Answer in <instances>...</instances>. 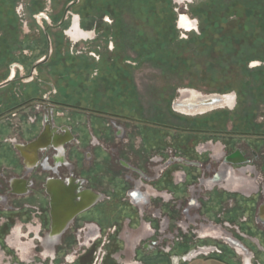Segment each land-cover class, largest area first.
<instances>
[{
  "label": "flooded vegetation",
  "instance_id": "obj_1",
  "mask_svg": "<svg viewBox=\"0 0 264 264\" xmlns=\"http://www.w3.org/2000/svg\"><path fill=\"white\" fill-rule=\"evenodd\" d=\"M80 2L66 0L56 13L40 10L34 14L36 20L37 16L45 19L46 40L52 41V28H61L67 13L74 10V24L59 34L75 39L90 35L80 27L82 15L76 9ZM104 16L110 17L115 25L111 15ZM180 25L191 29L194 22L182 15ZM112 60L111 63L117 62ZM15 76L16 72L10 70L5 82L11 80L6 84ZM176 99L173 109L182 115H160L163 120L155 119L156 114H145L141 108L128 111L113 101L83 104L64 97L46 99L39 95L22 101H5L7 106H0V120L5 119L4 124L13 130L0 136V159H8L9 164L7 167L0 164V204L9 205L4 223L11 228L19 216L29 220L34 209L39 220L32 232L38 245L46 247V254H53L52 247L59 253L64 247L73 249L77 245L89 258L98 242L103 240L104 247L111 243L110 232L115 234L119 230V219L125 214L136 216L140 223L153 217L152 227L163 228L164 232L169 218H175L172 214H184V203L189 200L185 192H191V186L219 185L222 189H215L216 196L211 195L206 202L213 208L220 206L216 212L218 221L233 232L229 234L218 225H203L200 234L223 239L243 258V264H264V121L259 123L251 117L247 128L232 121L231 128L221 129L209 123L207 118L211 114L202 117V112L207 110L232 108L235 101H244L238 96L235 100L233 94L205 96L196 90L184 89L181 98ZM198 115L201 117H190ZM230 116L225 115L227 123ZM175 117L180 120L175 121ZM4 127L0 124V128ZM213 143L221 147H212ZM208 151L215 154L210 156V161L203 162L202 157ZM213 161L219 163L213 179L198 177L197 184H188L187 176L191 175L192 168L199 166L203 171ZM242 165L251 167L248 172L253 184L249 194L236 191L230 178L234 168L241 172ZM16 168L20 174L9 171ZM238 195L248 201V217L241 211ZM202 198L205 197L200 198V208L205 206ZM194 199L193 196L190 200ZM111 203L119 206L117 213ZM110 217L116 221L109 225L104 238ZM178 227L180 235L184 228L180 224ZM5 230L2 225L0 232L3 234ZM18 232L16 229L12 234ZM208 249L199 247L194 253ZM219 253L223 255L222 250ZM104 260L96 259L95 264Z\"/></svg>",
  "mask_w": 264,
  "mask_h": 264
},
{
  "label": "rangeland",
  "instance_id": "obj_2",
  "mask_svg": "<svg viewBox=\"0 0 264 264\" xmlns=\"http://www.w3.org/2000/svg\"><path fill=\"white\" fill-rule=\"evenodd\" d=\"M64 1L66 0H0V84L5 82L10 70L11 72L12 70L16 72V76L9 84L0 87V106L6 107L5 101H22L35 95L46 97V99L56 96L61 98L63 95H69L67 100L77 103L86 104L97 100L101 103L113 101V103L120 104L118 106L128 111H135L141 108L147 115L156 114L155 119L157 120H163L160 115L166 117L171 116L173 113L182 115V113L173 109V102L180 96V89L193 88L203 93L217 92L216 89L219 86L217 77L222 72L220 63H214L216 58H220L214 52L221 48V45L217 42V33H211L210 31L209 37L200 39L198 36L201 35L202 22L194 10L203 4L204 9L212 16L221 8L220 4L222 5V2L223 4H228V2L233 1L240 2L243 5L251 4L254 12L256 10V13L250 11L253 13L254 16L252 17L254 19H257V17L261 19L259 13H263L264 10V0H212L211 2H209L210 0H173L174 24L177 30L176 39L174 40L169 30L166 11H160V8L158 11L161 0H132V2L128 0L127 2H130V4L126 1L123 3L118 1L119 3L117 2V4H120L119 7L122 9L123 15L128 12L132 15L131 19L128 16L127 18L125 17L127 19L126 26L114 25L112 19L108 16H103V19L101 18L100 20L96 18L101 13L94 8L97 4L94 1L86 9V14L90 15L89 17L91 18H82L80 22V27L84 31L90 32V35L75 39L67 34L65 36L59 34L63 28L68 31L74 24L76 15L74 10L72 13H67L68 17L61 28H52V31H50L52 41L50 42L49 39L46 40L45 38V31L48 30L45 19H39L37 16L38 20H36V15L34 16V14L40 10L50 14L56 13L60 11ZM208 4L211 5L208 6ZM242 10L243 8L239 7V14L244 15V10ZM233 12L232 19L236 18L235 10ZM90 13L96 16H91ZM182 15H187L194 22V26L191 29L180 25ZM262 20L264 24V17ZM253 24L255 26L253 29L255 30L256 28V32L251 31V35L256 37L260 33V31L258 32V27L262 26V24L260 23L258 26L255 21H253ZM210 28L213 30L212 26ZM127 33L130 35L126 36ZM57 35H60V37ZM128 37H131L130 40ZM158 40H162L167 44H164V47L160 49L158 48L156 55L164 56L169 54L171 58V52L179 53L191 58L192 65L185 68V65H180L178 61L180 65L178 68L183 71L171 74L149 60L141 59L142 62L137 61V56H142L138 50L140 45L146 43L148 45L146 52H149L151 48L148 47ZM259 40L263 44L260 49L264 50V36H259ZM126 43L129 45H126ZM125 56L136 58V63L128 62L133 66L131 70L132 78L130 77L132 81L127 79V76L119 69L118 65L111 64V61H114L112 58L119 62ZM44 58L46 60L36 67L37 62ZM132 60L134 61V59ZM251 61L249 62V67L255 68L250 69H254L259 73V68L264 65V62L258 59ZM210 62L211 67H208ZM210 68L211 71L208 74L207 69ZM256 75L259 74L256 73ZM234 78L236 80V77ZM259 86L260 83L258 82L251 83L250 87H248L249 95L246 101H235L232 108L215 109L202 114V117L211 114V117L207 118V120H209L210 124L215 125L216 128L221 129L231 128L232 121H236L235 124L240 125L241 128H247L249 126L248 123H251L249 121L251 117H254L259 123L263 122L264 101L260 100L264 99V90L260 89ZM227 114H231V119L228 123L226 119L228 117H225ZM190 117L198 118L201 116ZM177 120H180V117H175V121ZM4 123L5 119L0 120V124L5 126L4 129L0 128V136H5L9 131L13 130L12 126L8 125L7 127ZM213 144L210 145L212 147H221L220 144L218 146H215L216 143ZM214 154L215 152L212 151L206 152L205 156L202 157L203 162L205 160L210 161V156ZM209 163L211 167L209 166L203 171L199 166L192 168L191 175L187 176L189 185L197 184L198 177L204 180L214 178L215 173L218 171L219 163L214 161ZM0 164L2 167H7L9 165L8 159H0ZM242 166L240 168L242 170L244 168L251 170L249 165ZM9 171L16 174L21 173L17 168ZM233 171L235 175L239 173L236 168ZM7 172L5 170L6 174ZM191 187V192H185V196H188L189 200L184 203V214H172L175 218L172 220L169 218L166 231L164 230L163 232V228L160 227L157 230L153 228L151 234L145 235L136 250V259L146 264H180L192 251L197 250L199 247L207 246L209 249L205 252L214 251L211 253L220 254L219 250H222L223 256L229 262L243 264V258L237 256L223 239L214 236L204 237L200 234L203 225H218L222 226L229 234L233 232L229 226L218 221L216 212L219 211L220 206L213 208L206 202L208 197L216 194L215 189H222L220 188L221 186H214V188L213 186H203L201 183L198 186L193 185ZM176 195H180V192L176 193ZM193 196L196 199L194 201L190 200ZM202 196L205 197L202 198L205 206L200 208V198ZM236 197L242 207L241 211L244 216L248 217V201L244 200L245 197L241 195ZM224 198L228 197L225 196ZM32 204L37 205V202ZM8 206L0 204V228L4 225L7 229L3 234L0 232V264H55L63 261L66 254L74 252V248L64 247L60 251L61 253L57 251L58 260L53 263L49 258L45 260L41 255L44 252V248L38 245V239L34 238L36 235L32 232L34 230L33 227L37 226L39 220L35 210L31 209V218L29 220L25 221L24 217L19 216L10 228L7 223H4L8 216ZM111 207L115 213L118 212L119 206L116 207L112 204ZM175 208L177 209L178 206ZM113 211L111 215H113ZM122 217L119 219L121 221L119 230L115 234L110 232L111 243L104 247L102 246V240V242L97 243V247L92 248L91 253L96 251L93 258L94 263L96 259L101 261L102 258H105V260L110 259L109 261L112 262L113 258L110 257V253L113 249L110 247L115 245L117 248H123L125 245L124 241L117 236L118 232L123 230L124 224L129 226L132 232H139L138 230L142 224L140 219L129 214H125L124 218ZM145 220L146 222H152L154 218L147 217ZM115 221L116 218L110 217L108 223H106V230L103 233L104 238L109 225ZM179 224L184 228L180 235ZM14 229H19V232L12 234L15 231ZM182 236L185 239L182 240ZM70 238L69 240H71ZM178 238L180 239L179 241L177 240ZM12 239L14 241L13 244L11 243ZM154 242L157 245L153 244ZM145 244L149 246H145ZM22 247L25 248V251H23ZM103 249L106 250V254H104ZM122 258L124 256L120 257V260Z\"/></svg>",
  "mask_w": 264,
  "mask_h": 264
},
{
  "label": "trees",
  "instance_id": "obj_3",
  "mask_svg": "<svg viewBox=\"0 0 264 264\" xmlns=\"http://www.w3.org/2000/svg\"><path fill=\"white\" fill-rule=\"evenodd\" d=\"M94 1L95 3H97L94 8L98 10L97 12L101 13L97 17L102 18L104 15L109 14L112 16V18H114L115 25L126 26L127 16L129 19H131L132 17L131 13L129 12L123 15L122 9L119 7L120 4H117L118 1L120 3H123L124 1L127 2L128 0H81L80 5L77 6L76 9L77 11L81 13L83 19L85 17L91 18L89 17L90 15L88 16L86 14L87 12L86 9L89 6V4ZM211 1L212 0H210L209 2ZM127 3L130 4V2H127ZM211 4H208V6H210ZM220 6L221 8L218 10V12L212 16H210L207 13V10L204 9L203 4L202 6L200 5L194 10L196 15L199 16L202 22L201 35L198 37H200V39H205L206 37H209L210 31L211 33H214V32L217 33V42H219V45H221V48L217 49L214 53H217L218 56H220V58L218 59L216 58L215 59L216 61L214 63L216 62L220 63V65L222 66L221 67L222 72H220L219 75L217 74L218 75L217 80L219 82V86L216 89V91L220 93H228L231 91H235L237 93L238 99L245 101L249 95L248 87H250L252 82L260 83L259 88L264 90V65H262L259 68V71H260L259 73L256 72V70L250 69L248 67L249 62L254 59H258L264 62V50L260 49L262 48L263 44H261V41L259 40V36L261 35L264 36V24L262 20L264 17V10H263V13L262 12L259 13V15L261 16L260 17L261 19H259L258 17L257 19H254V17H252L254 16L252 13L254 12V10L251 4L243 5L240 2L233 1V2H228V4H223L222 2V5L220 4ZM239 7L241 9L243 8L244 15L239 14ZM118 8L119 10H117ZM159 8H160V11L162 10L166 11L167 13L166 16H167L168 24H169V30L172 33V37L175 40L177 30L174 24L175 12L173 9L172 0H161L158 6V11H159ZM233 10H235V14H236V18L234 19H232V15L234 13ZM254 13H256V10ZM253 21L257 22L258 26L260 23L262 24V26L258 27L259 28L258 32L260 31V33H258L256 37L255 35L254 36L251 35V31L256 32V28L255 30L253 29V27H255L253 24ZM210 26L213 27L212 28L213 30H211ZM129 35L127 33L126 36H129ZM130 38L131 37H128L129 40ZM164 44H167V43L163 42L162 40L154 41L151 44V46L148 47V48H151L149 52H146L147 51L146 49L148 46L146 43H144V45H140V48H138V50L140 52V55L142 56L141 57L137 56V61L142 62L143 59L149 60L150 62L154 63L158 67L162 68L165 72H169L171 74L173 72L175 73V72L183 71L182 69L178 68V66L180 67L181 64L185 65V68L188 67L189 65H192L191 58L181 55L179 53L171 52L172 53L171 58L169 54H166L164 56L156 55L157 49L164 47ZM126 45H129V44L126 43ZM132 59H134V61L136 60V58H133L131 56H125V58L124 59L121 58L119 62L117 61V63L113 62L111 64L118 65L119 69L122 70L124 74L127 76V79L131 80L132 78L131 70L133 69L132 68L133 66L130 65L127 61L128 60L133 61ZM173 59H175V61H173ZM178 61L180 65L178 64ZM210 64L211 62L208 63V67L210 66ZM210 71H211V68L207 69L208 74H210ZM255 72L262 77H260L259 75L255 76L256 74ZM252 75H254L253 78H252ZM234 77H236V80ZM113 85H115V83H113ZM63 97L68 99L69 95H63ZM90 254L92 255L91 252ZM218 257L221 259H226L222 254H218Z\"/></svg>",
  "mask_w": 264,
  "mask_h": 264
},
{
  "label": "crops",
  "instance_id": "obj_4",
  "mask_svg": "<svg viewBox=\"0 0 264 264\" xmlns=\"http://www.w3.org/2000/svg\"><path fill=\"white\" fill-rule=\"evenodd\" d=\"M242 170V169H241ZM248 168H244L241 172L239 171V173H237V175H235L234 171L231 173V180L232 183H234L235 187L234 189L236 191H241L242 193H246L249 194L252 188L253 182L252 179L249 177V173L248 172ZM234 173V175H233ZM139 232H132L130 227L127 226L126 224H124L123 226V230L118 232V238L122 239L124 241V246L123 248H117L115 247V245L113 247H110L113 249V251L110 253V257L113 258L112 262L109 260H105L103 262V264H115V263H119V264H146L143 261H139L136 259V250L138 248V245L140 244V242L143 240L144 236L147 234H151V232L153 231V227L151 225V222H143L140 225V229L138 230ZM135 234V235H134ZM5 248V247H4ZM44 248V252H42V256L45 260H47L48 258L52 261V263L56 260H58V257L56 256L58 253L56 251L55 247H52L53 249V254H46V247ZM79 247H74L73 249V253L72 254H66L65 258L63 261L57 262L55 264H78L76 263V260L78 258H80L79 260V264H95L93 262V258H94V253L92 254V256L90 255L89 258H86V253L85 250H81L80 252V248ZM8 250V249H7ZM59 251H62L59 250ZM196 251V250H194ZM194 251H192L194 253ZM104 254H106V250L103 249ZM192 252L190 254H192ZM214 251H208V252H204V254H202V252L197 253L196 255H192L189 256L190 254H188V257L184 258V260L180 263V264H233L232 262H229L226 259H221L218 257L217 253H211ZM61 253V252H59ZM196 253V252H195ZM90 254V253H89ZM122 260H120V257H123ZM86 258V259H85ZM85 262H84V261Z\"/></svg>",
  "mask_w": 264,
  "mask_h": 264
},
{
  "label": "water",
  "instance_id": "obj_5",
  "mask_svg": "<svg viewBox=\"0 0 264 264\" xmlns=\"http://www.w3.org/2000/svg\"><path fill=\"white\" fill-rule=\"evenodd\" d=\"M11 79H8L5 83H2V84H0V86H2V85H4V84H6V83H8L9 81H10ZM185 90H196V89H193V88H184ZM184 89H180V96L179 97H177V99L178 98H181V96H182V90H184ZM196 91H198V90H196ZM200 94H202V95H209V96H211V95H216V96H219V97H221V96H225V95H230V94H233L234 95V97H235V100H236V93L235 92H231V93H219V92H214V93H203V92H200V91H198ZM176 99V100H177ZM174 103H175V101L173 102V107H174ZM175 108V107H174ZM215 109H219V108H215ZM215 109H211V110H207V111H205V112H202V114H204V113H207V112H210V111H212V110H215ZM196 255L197 253H192L191 254V256L192 255Z\"/></svg>",
  "mask_w": 264,
  "mask_h": 264
},
{
  "label": "bare ground",
  "instance_id": "obj_6",
  "mask_svg": "<svg viewBox=\"0 0 264 264\" xmlns=\"http://www.w3.org/2000/svg\"><path fill=\"white\" fill-rule=\"evenodd\" d=\"M213 106V105H212ZM214 106H216L215 104H214Z\"/></svg>",
  "mask_w": 264,
  "mask_h": 264
}]
</instances>
